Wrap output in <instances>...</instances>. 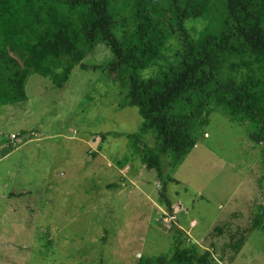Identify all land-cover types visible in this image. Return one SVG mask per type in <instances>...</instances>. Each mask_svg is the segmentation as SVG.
<instances>
[{"label": "rangeland", "instance_id": "rangeland-1", "mask_svg": "<svg viewBox=\"0 0 264 264\" xmlns=\"http://www.w3.org/2000/svg\"><path fill=\"white\" fill-rule=\"evenodd\" d=\"M111 57L99 44L84 62ZM124 87L100 68L75 67L62 87L33 73L25 101L0 105V264H138L171 255L179 231L183 246L214 247L213 264H264V229L250 228L264 158L247 121L212 112L183 160L163 158L160 179L127 136L143 119ZM142 141L157 146L151 131ZM243 231L235 253L226 244Z\"/></svg>", "mask_w": 264, "mask_h": 264}, {"label": "trees", "instance_id": "trees-1", "mask_svg": "<svg viewBox=\"0 0 264 264\" xmlns=\"http://www.w3.org/2000/svg\"><path fill=\"white\" fill-rule=\"evenodd\" d=\"M99 44L112 57L90 66ZM75 67L100 68L125 86L123 104L143 119L127 136L144 144L142 162L160 179L163 158L183 160L217 110L247 121L264 158V0H0V105L25 101L31 74L62 87ZM148 131L155 148L142 141ZM263 218L260 210L250 228L264 229ZM245 232L226 246L238 253ZM185 242L179 231L171 255L138 264L214 263V247Z\"/></svg>", "mask_w": 264, "mask_h": 264}]
</instances>
